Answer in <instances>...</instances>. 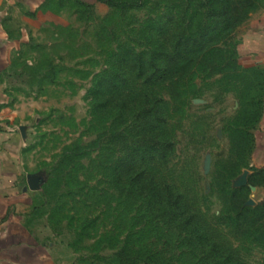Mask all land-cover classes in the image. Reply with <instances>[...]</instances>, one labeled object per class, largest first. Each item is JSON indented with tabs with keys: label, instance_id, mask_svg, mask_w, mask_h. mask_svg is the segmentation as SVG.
Listing matches in <instances>:
<instances>
[{
	"label": "rangeland",
	"instance_id": "obj_1",
	"mask_svg": "<svg viewBox=\"0 0 264 264\" xmlns=\"http://www.w3.org/2000/svg\"><path fill=\"white\" fill-rule=\"evenodd\" d=\"M37 4L9 94L38 236L70 264H264V71L238 52L264 0L157 82L205 0Z\"/></svg>",
	"mask_w": 264,
	"mask_h": 264
},
{
	"label": "crops",
	"instance_id": "obj_2",
	"mask_svg": "<svg viewBox=\"0 0 264 264\" xmlns=\"http://www.w3.org/2000/svg\"><path fill=\"white\" fill-rule=\"evenodd\" d=\"M37 1L0 0V264H70L32 224L31 195L23 192L20 179L24 138L19 127L25 109L12 103L9 94L14 55L33 29ZM238 52L244 65L264 71V11L243 29ZM257 132L255 161L264 167V109Z\"/></svg>",
	"mask_w": 264,
	"mask_h": 264
},
{
	"label": "trees",
	"instance_id": "obj_3",
	"mask_svg": "<svg viewBox=\"0 0 264 264\" xmlns=\"http://www.w3.org/2000/svg\"><path fill=\"white\" fill-rule=\"evenodd\" d=\"M260 0H205L206 10L199 17L191 37L179 34L173 54L163 55L164 66L153 65L150 80L154 82L185 74L193 66L197 56L212 49L215 43L228 36L258 7ZM142 70H139V74Z\"/></svg>",
	"mask_w": 264,
	"mask_h": 264
}]
</instances>
